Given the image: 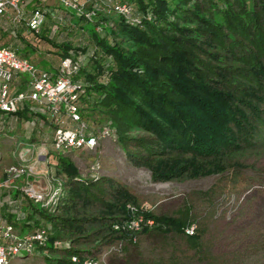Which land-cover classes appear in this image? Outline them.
Instances as JSON below:
<instances>
[{
	"label": "trees",
	"instance_id": "trees-1",
	"mask_svg": "<svg viewBox=\"0 0 264 264\" xmlns=\"http://www.w3.org/2000/svg\"><path fill=\"white\" fill-rule=\"evenodd\" d=\"M126 1L140 15L136 24L115 15L100 14L95 22L74 17L85 21L96 45L76 78L85 84L83 118L104 116L127 161L149 171L154 182L219 177L229 179L218 187L225 196L238 191L246 161L264 151V0ZM57 47L61 59L75 50ZM54 169L68 179L59 206L51 212L30 202L19 226L20 234L50 226V240L40 252L46 264H83L118 240L126 257L114 264H134L132 251L149 239L163 246L169 235L182 241L183 251L174 249L167 261L160 256L135 264L262 263L259 242L250 246L261 247L258 254H248L249 247L246 253L212 257L204 237L216 216L214 189L200 193L212 195L209 212L185 201L175 215H158L112 178L83 179L69 157L57 154ZM141 217L139 232L114 229ZM192 227L194 234H186ZM55 241L69 246L55 248Z\"/></svg>",
	"mask_w": 264,
	"mask_h": 264
},
{
	"label": "built area",
	"instance_id": "built-area-1",
	"mask_svg": "<svg viewBox=\"0 0 264 264\" xmlns=\"http://www.w3.org/2000/svg\"><path fill=\"white\" fill-rule=\"evenodd\" d=\"M61 10L82 18L87 22L97 21V16H119L129 24H136L140 15L132 3L126 0H56ZM30 0H0V22L8 11L15 13L14 21L23 22L26 30L38 33L46 22V10L36 8L28 11L26 7ZM113 26V23H109ZM98 31H102L98 28ZM94 52L71 51L61 59L57 74L41 71L27 58L21 57L12 47L1 45L0 36V134L4 131L5 120L2 116H15L19 110L27 108L36 117L46 118L54 127L53 145L56 154L64 155L70 152L84 150L95 154V162L89 167L83 179L98 181L102 175L100 148L105 141L117 142L115 131L110 125L92 128L82 116L80 96L85 87L83 80H77L80 72L87 67ZM19 76H26V90L13 92V82ZM3 155L0 152V163ZM24 157L20 162L11 164L4 169L0 178V204L9 206V212L16 216L17 221L24 220L26 214L21 210L24 201H31L45 210L54 212L61 199L66 194L68 179L57 176L52 168H48V181L40 185L36 169L24 166ZM82 180V179H80ZM19 193L18 199L12 198V191ZM135 211V207L129 206ZM147 209V208H146ZM153 211V208H151ZM144 218L116 224L114 229L123 233L139 232ZM148 221L149 226H153ZM195 227L186 231L193 235ZM50 226H42L37 230L20 234L13 223L0 216V264H15L40 254L50 240ZM60 241L54 242L58 249L68 247ZM124 242L116 243L100 251L95 258H87L83 264H106L108 257L122 255ZM73 263H78L76 257Z\"/></svg>",
	"mask_w": 264,
	"mask_h": 264
},
{
	"label": "rangeland",
	"instance_id": "rangeland-1",
	"mask_svg": "<svg viewBox=\"0 0 264 264\" xmlns=\"http://www.w3.org/2000/svg\"><path fill=\"white\" fill-rule=\"evenodd\" d=\"M54 7V0L30 1L26 10L31 11L36 8L46 10V22L43 27L36 34L29 33L25 31L23 22H17V27L9 30V35L3 40L9 43L18 41L20 46L24 45L25 49L19 54L29 58L31 63L41 71H51V68L60 64L61 51L57 46L69 44L75 49L73 52H77L76 49H79L78 51H83V53L84 51L92 53L96 49L94 41L85 29L87 27L85 21L76 23V19L72 18L70 14L59 12ZM71 18L74 23L70 21ZM98 18L99 16H97ZM99 32L103 34L101 31ZM94 115L90 119L84 116L92 128L107 126L108 122L104 116L99 113ZM50 137V144L46 146V151L52 152L48 158V168L53 167L52 171L55 172L56 155L52 142L54 134H50ZM101 146L98 159L102 166V175L127 186L139 203L147 204L158 215H175L185 201L195 204L196 211L209 212L206 203L212 195L205 197L200 193L214 189L213 196L216 204L211 209L215 211L216 216L209 223L208 233L204 237L205 244L209 248L211 246V254H214L212 257L217 258L226 253L230 254L232 251L246 253L250 246L256 245L258 242L259 246L264 248V151L246 161L248 167L240 171L238 191L233 190L225 196L220 189L226 182H229L228 178L224 182L219 177L183 182H154L149 171L131 166L117 142L107 140ZM65 156L73 160L81 175H87L89 167L96 160L95 154L88 151H79ZM44 169L47 172V164L44 165ZM42 177L45 178L46 174L43 173ZM219 194L221 195L219 196ZM174 238V235H169L163 246L160 239H149L148 243L146 242L136 251H132L131 261L134 264L140 260L155 261L160 256L167 261L174 249L176 251L184 249L182 241L179 238L176 240ZM259 246L253 250L250 247L248 254H258L257 250L261 248ZM139 252L142 255L138 254ZM125 257L126 254L112 255L107 258L106 264H114L117 260L116 263H121ZM250 257L251 262H257V258ZM115 259L117 260L114 261ZM261 262L264 264V252L261 254ZM189 263L205 264L196 259ZM15 264H46V262L40 254H36L26 260L17 261Z\"/></svg>",
	"mask_w": 264,
	"mask_h": 264
},
{
	"label": "crops",
	"instance_id": "crops-1",
	"mask_svg": "<svg viewBox=\"0 0 264 264\" xmlns=\"http://www.w3.org/2000/svg\"><path fill=\"white\" fill-rule=\"evenodd\" d=\"M54 1V9L59 12L63 11L59 7L57 1ZM70 15L72 16V14ZM14 16L15 13L13 11H8L7 15L4 16L0 22L1 45L5 47H12L17 50L19 54V52L25 49L24 45L20 46L18 41H15L13 43L3 41L4 38L9 35V30L17 27L16 22L13 20ZM72 18L74 17L72 16ZM72 18L70 19V21L73 22L74 20ZM28 32L30 33V31ZM19 39H21V37H19ZM20 56L27 58L25 55ZM59 66L60 64L57 67L51 68V71L47 72L57 74ZM26 85V76H19L13 82V92L20 93L25 91ZM1 118L5 120V126L3 133L0 134V152L3 155V159L0 163V178L3 177L4 169L6 167L10 166L11 164L20 162L21 156H23V165L36 169L38 174L37 182L40 185L45 186L48 181V170L47 172H45L44 165L47 164L48 169V158L52 154V152L46 151V146L50 144V134H54V127L49 123V121H47L46 118L36 117L35 115L31 114L27 108L19 110V112L15 116L8 115L2 116ZM79 151L84 150H78L70 153H77ZM70 153H67V155ZM55 155L57 154L55 153ZM65 155L66 154H64L63 156ZM43 173L46 174L45 178L42 177ZM11 195L13 199L19 198V193L15 190L12 191ZM30 202L31 201L23 202L21 210L25 214H27V207ZM9 210V206H2L0 204V216L13 223L17 231L19 232V226L21 225L23 220L17 221L16 216L10 213Z\"/></svg>",
	"mask_w": 264,
	"mask_h": 264
}]
</instances>
